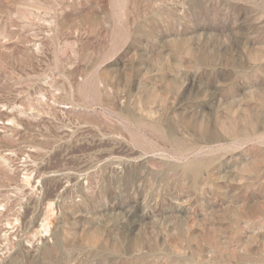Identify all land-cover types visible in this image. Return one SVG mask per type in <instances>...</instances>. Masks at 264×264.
Wrapping results in <instances>:
<instances>
[{
  "label": "rangeland",
  "instance_id": "rangeland-1",
  "mask_svg": "<svg viewBox=\"0 0 264 264\" xmlns=\"http://www.w3.org/2000/svg\"><path fill=\"white\" fill-rule=\"evenodd\" d=\"M0 264H264V0H0Z\"/></svg>",
  "mask_w": 264,
  "mask_h": 264
},
{
  "label": "bare ground",
  "instance_id": "bare-ground-1",
  "mask_svg": "<svg viewBox=\"0 0 264 264\" xmlns=\"http://www.w3.org/2000/svg\"><path fill=\"white\" fill-rule=\"evenodd\" d=\"M0 244H1V241H0Z\"/></svg>",
  "mask_w": 264,
  "mask_h": 264
}]
</instances>
